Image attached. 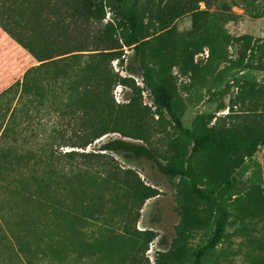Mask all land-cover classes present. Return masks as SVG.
<instances>
[{
	"label": "trees",
	"instance_id": "obj_1",
	"mask_svg": "<svg viewBox=\"0 0 264 264\" xmlns=\"http://www.w3.org/2000/svg\"><path fill=\"white\" fill-rule=\"evenodd\" d=\"M174 2L179 11L166 13L161 32L147 39V22L137 3L131 5L129 0H0V26L37 59L22 79L0 93V105L6 101L0 123V181L44 210L28 226L39 230L33 244L47 245L49 250L42 254L53 264H63L67 257L66 236L57 228L68 219L73 223L80 218L107 219L110 204L116 205L111 206L115 215L125 218L122 235L141 240L143 252L157 236L154 230L133 225L144 203L161 191L136 170L121 165L113 155L119 151L151 160L162 174L179 179L181 216L177 247L161 251L155 263L148 257L142 261L136 251L122 264H202L209 250L229 238L227 227L233 216L242 223L240 230L261 224L248 258L250 264H264V188L257 186L238 196L232 208L216 206L214 200L216 192L233 182L234 173L264 145V83H253L241 93L237 102L249 107L226 114L229 120L223 125L211 124L212 116L199 114L189 130L175 105L172 68L180 66L195 75L214 68L201 65L195 57L208 48V61L219 59L220 44L231 40L224 25L235 16L232 5L236 1ZM109 12L111 19H107ZM185 14H191L192 25L180 31L173 21ZM238 39L244 41V53L238 60L243 65L249 60L252 41L248 34ZM125 46L134 50L151 90L154 111L144 104L134 78L121 75L113 66L116 59L124 61ZM256 67L264 71V53ZM118 84L134 91L128 102H117L114 90ZM12 93L15 102L11 104ZM166 114L171 116L176 135L168 140L170 153L163 161L155 148L140 141L147 142L164 125ZM108 134L120 137L106 142L102 151L84 150ZM188 137L194 143L189 155ZM84 174L90 176V186ZM28 216H32L30 211ZM198 230L209 233V244L194 250L189 242ZM73 231L80 232L77 226ZM30 236L29 230L23 236H11L22 264H37ZM71 242L79 252L78 242ZM102 244L97 240L98 257Z\"/></svg>",
	"mask_w": 264,
	"mask_h": 264
},
{
	"label": "rangeland",
	"instance_id": "obj_2",
	"mask_svg": "<svg viewBox=\"0 0 264 264\" xmlns=\"http://www.w3.org/2000/svg\"><path fill=\"white\" fill-rule=\"evenodd\" d=\"M235 1L237 5H232V12L235 16L229 18L224 25L230 33L231 40L220 44L218 48L220 52L219 59L214 63L209 62L210 51L208 48H205L204 52L197 54L195 57L196 62L201 65L208 63L213 65L214 68L203 72L201 75H195L192 72L186 73L182 71L180 66L172 68L176 85V109L183 120L184 126L189 130L193 129L194 120L199 114L212 116L211 124L223 125L227 123L229 119L224 118L226 114L232 112V110L241 112V110L249 107L248 103L237 102L241 93L245 92L253 83H264V71L256 67L259 58L264 53V0ZM135 2L148 25L150 36L147 39H152L161 32L160 30L164 26L162 17L166 13L173 9H176V12L179 11V8L174 5V0H129L131 5ZM201 6L205 8L203 2H201ZM211 10H214V8ZM111 17L112 14L109 12L107 19H111ZM170 20L168 19V21ZM173 23L177 24L180 31H186L192 25L191 14L182 15ZM246 34L252 41V47L248 53L249 60L246 59L244 64L240 65L238 60L244 53V41L238 38ZM124 49V61H120V59L113 61L115 70L123 76L134 78L142 90L144 104L153 111L156 110L151 90L144 82L138 62L134 59L133 48L125 46ZM22 50H24L23 47ZM32 58L33 62L37 63V59ZM114 94L117 102H128L133 97L134 91L129 86L118 84L115 87ZM14 95L12 93L10 97L11 104L15 102ZM5 104L6 101L4 100L0 105V123L4 118L2 107ZM156 118H159V116L156 115ZM158 128L159 130L154 131L147 142H140L155 148L160 158L166 161L170 153L168 140L176 135L169 114H166L164 125L158 126ZM116 137H120V135H105L95 140L84 150L102 151L103 145ZM10 140L12 141V138ZM185 145L189 155L194 146L191 137H188ZM72 148L66 147L65 149ZM113 155L121 165L136 170L144 181L161 191L159 195L149 198L144 203L140 219L133 225H136L139 230H154L157 232V236L149 243L147 251L143 252L140 249L141 240L122 235L121 228L125 218L123 215H115L112 209L116 205L110 204L107 219L92 221L80 218L75 223L72 219H68L63 227L57 228L67 239L66 244L63 243L64 252L67 255L63 264H122L124 258L129 260L136 251H139L142 261L145 260V257H148L151 263H155L161 251H167L180 244L177 236V227L181 221L178 206L179 179H171L162 174L157 165L146 158L128 156L122 151L113 152ZM234 175L235 180L233 182L225 184L216 192L214 196L216 206L222 204L232 208L234 207L232 206L233 201L238 196L257 186L264 188V145ZM84 179L88 184L87 186H90V176L84 174ZM104 187V184H100V188ZM29 203L30 201L25 197H21L15 188L0 181V264H22L16 242L12 238L14 235L23 236L26 230H29L32 244L37 240L39 230L28 225L36 220L38 211L44 213V210ZM29 211L32 214L31 217L28 216ZM38 217L41 218L39 215ZM230 219L233 223L227 227L229 238L224 239L220 244L209 250L204 256L202 264H250L248 252L252 249V240L260 234L258 229L261 224L250 225L252 229L245 231L239 229L242 223L238 219L234 216ZM42 220L49 223L44 218ZM75 226L80 230L79 233L73 231ZM97 240L103 242L100 257L96 252L99 249L96 247ZM71 241L78 242L79 252L75 251L76 247L72 245ZM208 244L209 233L206 230L195 231L189 242V246L194 250ZM30 248H33V253L36 254L34 257L37 264H53L50 257H44L42 254L49 250L47 245L44 243L38 244L37 242Z\"/></svg>",
	"mask_w": 264,
	"mask_h": 264
},
{
	"label": "crops",
	"instance_id": "obj_3",
	"mask_svg": "<svg viewBox=\"0 0 264 264\" xmlns=\"http://www.w3.org/2000/svg\"><path fill=\"white\" fill-rule=\"evenodd\" d=\"M0 26V93L22 79L34 57ZM35 58V57H34Z\"/></svg>",
	"mask_w": 264,
	"mask_h": 264
}]
</instances>
